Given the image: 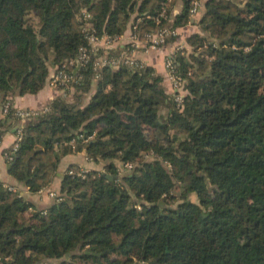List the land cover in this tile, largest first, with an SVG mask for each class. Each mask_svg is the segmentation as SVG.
Returning <instances> with one entry per match:
<instances>
[{"label": "trees", "instance_id": "trees-1", "mask_svg": "<svg viewBox=\"0 0 264 264\" xmlns=\"http://www.w3.org/2000/svg\"><path fill=\"white\" fill-rule=\"evenodd\" d=\"M163 1L0 0V141L15 118L1 115L6 98L37 94L50 64L88 44L82 9L99 35L139 19L142 35L169 25L155 19ZM194 1L173 27L191 22ZM200 24L202 51L173 56L188 90L181 106L152 67H105L96 80L91 63L69 66L77 97L58 95L27 122L9 173L38 192L83 150L104 170L82 178L70 166L52 205L29 217L33 204L0 182L1 264H264V0H208Z\"/></svg>", "mask_w": 264, "mask_h": 264}, {"label": "built area", "instance_id": "built-area-1", "mask_svg": "<svg viewBox=\"0 0 264 264\" xmlns=\"http://www.w3.org/2000/svg\"><path fill=\"white\" fill-rule=\"evenodd\" d=\"M173 0H164L162 3V8L157 17H155L156 22L160 23L162 20H166L169 25H164L156 31H147L141 35L139 22L138 24L133 25L132 32L129 36V42L132 48L144 47V48H153L158 49L160 46L167 43L169 36L176 33L175 28L172 26L176 13L172 9V12H169V8L172 5ZM201 2L195 0L193 2L190 17L196 16L200 12ZM79 17L83 21V30L86 34V39L88 44L81 46L79 49L78 57L75 61L65 62L59 65L53 74L48 79L49 86L57 93V96H63L68 98L74 91L75 84L78 82L79 77L76 72H71L69 66L72 64L77 65V69L81 66L87 64H92L93 70L95 72V79L100 78L101 70L105 67L111 69H118L121 66H128L132 68H145L147 64L138 58H135L127 50L122 49L119 51L112 50L114 44L118 42L121 38V35L110 36L106 34L99 35L97 29L92 23V15L86 9H82ZM178 51L181 52L182 47H178ZM177 53V52H176ZM175 53V54H176ZM173 55L169 56L165 60V66L169 75V78L172 81V90L175 100L179 106L184 102L185 97V80L181 74H179L176 64L173 60ZM49 106H45L42 109H14L12 98L9 96L6 98L5 102L2 104L1 115L3 117L8 116L13 111V116L18 118L21 124L17 125L16 140L11 149L5 152L6 160L11 163L14 160V155L20 147V141L24 135L25 125L32 118L37 117L38 115L45 113L49 110ZM134 167L133 163H125L123 165V170L129 171ZM72 174H77L82 178H86L89 170L81 169L75 172L73 169L69 170ZM16 191L14 188H10ZM42 191V189L40 190ZM52 197L56 199L57 195L50 193ZM31 209V208H30ZM44 262L43 264H47Z\"/></svg>", "mask_w": 264, "mask_h": 264}, {"label": "crops", "instance_id": "crops-1", "mask_svg": "<svg viewBox=\"0 0 264 264\" xmlns=\"http://www.w3.org/2000/svg\"><path fill=\"white\" fill-rule=\"evenodd\" d=\"M201 2L200 12L191 17V22L184 26L174 27L176 33L168 37L172 38L170 41L167 40L165 45L160 46L158 49L144 48L142 46L137 48H132L129 42V36L132 32L134 22L131 21L123 33L121 38L112 47V50L119 51L122 49L127 50L135 58L143 60L147 66L154 68L156 74L163 76V85L166 88L168 94H173L172 91V81L169 78L165 60L167 57L178 52V47H182L180 53L188 57L191 61L202 51V48L195 46L194 41L196 35L200 37H206L209 35L205 32L200 24V19L206 10V4L208 0H199ZM172 9L176 14H179L183 9V0H175V4ZM134 20V19H133ZM96 81L92 85L91 95L96 91ZM57 96V93L49 86L48 83L39 91L37 94H26V95H11L13 108L16 109H42L43 107L49 105L50 101ZM167 113V110L166 112ZM11 127L4 133L2 140L0 141V182L9 188H14L16 191L21 192V194L33 204V207L25 213V217H29L35 210H42L54 202L55 198L50 195V193L59 194L61 189L62 176L67 172L70 166L75 168L87 170H98L103 171L102 164H96L90 161L87 157L86 151H80L73 154H68L64 156L57 168V171L53 177L51 183L42 189V191L31 192L29 187L25 183L20 182L14 178L10 173L11 163H9L5 158V152L14 145L16 140V129L17 125L21 124L20 121L15 117H10L8 119V125ZM11 165V166H10ZM10 166V167H9ZM121 167V164H118ZM45 260L38 264H43ZM47 261V260H46ZM1 264V263H0Z\"/></svg>", "mask_w": 264, "mask_h": 264}, {"label": "rangeland", "instance_id": "rangeland-1", "mask_svg": "<svg viewBox=\"0 0 264 264\" xmlns=\"http://www.w3.org/2000/svg\"><path fill=\"white\" fill-rule=\"evenodd\" d=\"M181 47V46H180ZM70 62V61H69ZM51 63V62H50ZM58 67V65H52V64H50V74H49V77H48V79L50 78V76L53 74V72L56 70V68ZM94 81H96V80H94ZM46 83H48V80H47V82ZM76 85V84H75ZM173 91V90H172ZM77 88L75 87L74 88V91L72 92V94L68 97V98H66V100L67 101H69V102H74V100H75V98L77 97ZM76 93V94H75ZM188 93V90L186 89V91H185V94H187ZM91 92H89L88 94H86V95H84V100H83V103H87L89 100H90V98H91ZM11 97V96H10ZM12 98V97H11ZM166 112V109L165 110H163L162 111V113H165ZM166 114V113H165ZM151 134V133H150ZM151 138H155V136L153 135V134H151ZM152 157H153V155L152 154H150V153H146V154H144L143 155V158H142V161H149V160H151L152 159ZM135 168V164H134V167L131 169V170H129V171H125V170H123V166H121L120 167V175L122 176V175H124L125 173H129V172H132L133 171V169ZM176 195H179V193H180V191H179V187H176L175 189H174V191H173ZM191 199H192V201H195L196 202V197L194 196V195H192L191 197H190ZM179 202V199H174V200H171V205L172 206H176L177 205V203ZM133 264H147V263H145V262H137V263H133Z\"/></svg>", "mask_w": 264, "mask_h": 264}, {"label": "water", "instance_id": "water-1", "mask_svg": "<svg viewBox=\"0 0 264 264\" xmlns=\"http://www.w3.org/2000/svg\"><path fill=\"white\" fill-rule=\"evenodd\" d=\"M11 165H12V164H11ZM11 165H10V166H11ZM10 166H9V167H10ZM108 177H109L110 179L113 178L111 175H108ZM161 204L163 205V202H161Z\"/></svg>", "mask_w": 264, "mask_h": 264}]
</instances>
